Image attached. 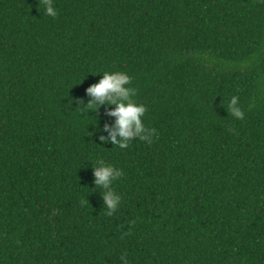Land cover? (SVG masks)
Instances as JSON below:
<instances>
[{"label": "trees", "instance_id": "16d2710c", "mask_svg": "<svg viewBox=\"0 0 264 264\" xmlns=\"http://www.w3.org/2000/svg\"><path fill=\"white\" fill-rule=\"evenodd\" d=\"M54 3L0 0V264H264V0ZM103 71L153 143L110 142ZM99 159L123 170L111 216Z\"/></svg>", "mask_w": 264, "mask_h": 264}, {"label": "clouds", "instance_id": "9594fccd", "mask_svg": "<svg viewBox=\"0 0 264 264\" xmlns=\"http://www.w3.org/2000/svg\"><path fill=\"white\" fill-rule=\"evenodd\" d=\"M38 8L43 10V15L55 18L58 9L54 0H38ZM103 76L98 83L87 89L88 95L92 98L87 108L93 111L100 106H115L109 115L116 117L113 126H105V131H110V142L121 149L128 148L132 140L139 139L149 144L153 143L156 136L154 128H148L143 122L148 108L133 99L137 90L132 87V77L125 71H103ZM228 112L236 119H244L245 113L240 106L239 96L233 95L226 105ZM119 137V139H117ZM104 143L109 142L106 137H101ZM123 175V170L114 165L107 164L99 159L94 166L95 187L103 191L102 196L105 202L106 214L111 216L116 213L122 203V197L115 191L114 183ZM124 264H128L126 257L122 256Z\"/></svg>", "mask_w": 264, "mask_h": 264}]
</instances>
